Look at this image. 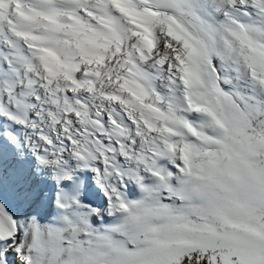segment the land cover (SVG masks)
Segmentation results:
<instances>
[{
    "label": "snow or ice",
    "instance_id": "1",
    "mask_svg": "<svg viewBox=\"0 0 264 264\" xmlns=\"http://www.w3.org/2000/svg\"><path fill=\"white\" fill-rule=\"evenodd\" d=\"M0 264H264V0H0Z\"/></svg>",
    "mask_w": 264,
    "mask_h": 264
}]
</instances>
